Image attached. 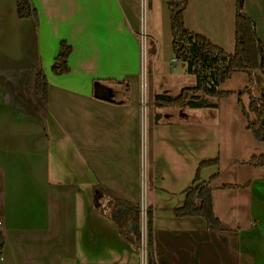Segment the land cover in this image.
I'll use <instances>...</instances> for the list:
<instances>
[{
	"label": "crops",
	"instance_id": "0c3cea01",
	"mask_svg": "<svg viewBox=\"0 0 264 264\" xmlns=\"http://www.w3.org/2000/svg\"><path fill=\"white\" fill-rule=\"evenodd\" d=\"M32 1L38 25L18 15L17 0H0V264H141L114 205L101 211V188L133 204L144 188L155 253L170 264H264V166L251 163L264 143L243 109L250 96L264 97V73L251 81L233 72L213 107L156 106L157 95L196 85L175 58L166 0ZM197 1L188 0L186 26L233 53L238 0H211L227 1L226 31L194 20ZM243 8L264 44V0ZM61 41L72 53L69 73L56 75ZM40 73L46 99L35 90ZM203 182L215 227L175 215Z\"/></svg>",
	"mask_w": 264,
	"mask_h": 264
},
{
	"label": "trees",
	"instance_id": "16d2710c",
	"mask_svg": "<svg viewBox=\"0 0 264 264\" xmlns=\"http://www.w3.org/2000/svg\"><path fill=\"white\" fill-rule=\"evenodd\" d=\"M171 11L172 47L175 58L182 61L186 72L195 76L196 85L186 88L176 97L157 95L155 105L163 106L177 103H187L191 107H213L210 99H220L226 95L220 90L235 71L247 72L251 81L253 73L261 70L264 73V44L260 40L254 20L245 12L243 0H238L236 19V45L233 53H227L210 38L186 26L184 10L188 0H166ZM17 12L22 18H32L39 24L36 6L32 0H17ZM72 47L61 41L59 53L52 70L56 75L68 74V58ZM35 90L44 99L47 98V85L43 73L38 74ZM248 118V129L255 138L264 143V97L250 96L249 103L243 107ZM214 161L201 164L209 165ZM254 165L264 166V155L251 160ZM199 180L197 175L196 181ZM103 194L104 206L114 205L112 219L118 225L122 236L136 249L141 250L143 242L142 218L139 204H133L117 199L106 189H100ZM178 217L203 216L210 227L217 222L212 210V188L206 182L186 190V202L182 208L175 210ZM146 249L148 264H170L155 253L153 226L150 209H147ZM4 239L0 232V257Z\"/></svg>",
	"mask_w": 264,
	"mask_h": 264
},
{
	"label": "rangeland",
	"instance_id": "374dc122",
	"mask_svg": "<svg viewBox=\"0 0 264 264\" xmlns=\"http://www.w3.org/2000/svg\"><path fill=\"white\" fill-rule=\"evenodd\" d=\"M226 5H227V1L198 0L194 7L197 13V15L194 17V20L202 24L204 27H206L207 30L213 31L215 28L216 31L218 29L221 31H226L227 13H228ZM235 11H236V19H237L238 1ZM236 19H235V24H236ZM235 45H236V35H235ZM224 51L227 52L226 50ZM143 66H144V61L142 63V67ZM255 80L258 83V78H255Z\"/></svg>",
	"mask_w": 264,
	"mask_h": 264
},
{
	"label": "built area",
	"instance_id": "2783aa9c",
	"mask_svg": "<svg viewBox=\"0 0 264 264\" xmlns=\"http://www.w3.org/2000/svg\"><path fill=\"white\" fill-rule=\"evenodd\" d=\"M141 39H142V47L144 50V44L146 41V34L144 32L141 33ZM176 63V60L173 61V64ZM148 101L146 98L145 94V89L142 92V102H141V107H142V113L144 116V112L147 108ZM141 176H142V182L146 183L147 181V158H146V139H145V129L143 130L142 133V170H141ZM146 195H145V190L143 188V194H142V201L139 204L140 209H141V224H142V231H143V242H142V255H141V264H148V259H147V249H146V237H147V204H146ZM0 227H1V221H0ZM1 232V229H0Z\"/></svg>",
	"mask_w": 264,
	"mask_h": 264
}]
</instances>
